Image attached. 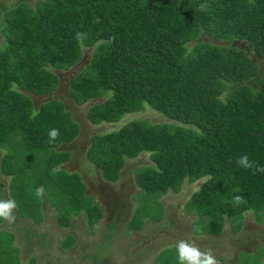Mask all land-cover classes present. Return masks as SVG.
<instances>
[{
    "label": "trees",
    "instance_id": "1",
    "mask_svg": "<svg viewBox=\"0 0 264 264\" xmlns=\"http://www.w3.org/2000/svg\"><path fill=\"white\" fill-rule=\"evenodd\" d=\"M2 35L0 147L7 148L5 160L12 159L2 171L12 177L14 200L21 207L33 204L27 214H38L35 192L44 187L58 203L61 226L78 211L85 210L91 225L103 215L84 194L80 175L57 169L69 154L56 147L77 135L78 123L59 99L35 106L28 95L50 94L59 83L56 71L75 66L89 48L68 87L76 105L100 99L87 109L88 121L115 122L145 105L167 119H133L93 136L87 150L108 181L118 179L128 158L150 155L153 164L134 174L142 194L128 232L141 229L145 218H163L162 195L203 177L185 202L200 220L206 218L203 233L220 235L226 217L239 230L245 211L263 220L264 172L255 169L264 167V77H254L256 63L230 43L244 41L264 59V0L20 1L4 13ZM249 79L259 80L257 88ZM51 129L59 130L52 141ZM28 154H37L36 171L24 162ZM245 154L253 168L237 163ZM17 250L0 230V257ZM160 254L158 264H179L176 248V262L169 249ZM259 257L237 264H263Z\"/></svg>",
    "mask_w": 264,
    "mask_h": 264
},
{
    "label": "rangeland",
    "instance_id": "2",
    "mask_svg": "<svg viewBox=\"0 0 264 264\" xmlns=\"http://www.w3.org/2000/svg\"><path fill=\"white\" fill-rule=\"evenodd\" d=\"M20 1L26 2L29 6H34L37 0H0V7L2 8V10H0V43L3 42L2 26L4 13ZM203 38L206 40H213L206 36ZM230 44L243 49L253 62L256 63L258 69L255 77L259 79L264 77V59L257 57L256 53L243 41H234ZM90 50L91 49L89 48L83 49L82 59L72 68L56 71L60 78V86L54 91L55 93L50 94L48 98L32 96L36 105H39L44 99L49 98H61L64 100L66 107L72 112L73 118L79 122L78 124H80L82 128L81 137L78 141L80 150L77 151L79 153H84L87 146H89L90 149L93 142V140H90L89 142L91 136L92 139L96 134H104L118 129L121 125L133 119L143 118L154 123L167 120L161 115V113L151 109L148 105H145L146 107L143 110L126 113L121 119L115 122L93 124L88 121L86 116L87 109L93 103L100 101V99L88 101L83 105H75L73 100L67 96V90L73 74L81 69L88 60ZM258 81L259 80L252 81V79H249L246 83L257 88ZM73 118L72 120L74 121ZM79 146L77 148H79ZM86 153H88V151L85 152V155L83 154L87 159L85 162L86 165L90 164V166H93L91 161H88ZM5 159L4 163H9L12 160L11 158L7 160ZM150 164L152 165L153 163L150 160V155L148 153H141L134 158H128L124 166L121 168L120 176L116 182H108V180L103 178L102 172L97 170V174H99V177L102 180L100 183V190H97L98 194L97 196L95 195V200L97 203H101L104 212V215L102 216L104 217L100 220V224L98 223L95 228L98 232L102 230L101 238L104 237L105 230L106 232L111 231V239L102 242L99 241L98 243L102 245V247H100V253L102 254L100 255V258H102L103 263L106 261L105 264H154V262L155 264H158V256L156 258L155 256L158 252V254H160L162 251H165V249H169L172 261L176 262L174 255L177 241L180 239L192 240L189 238L192 237V235H203L201 224L204 223L205 219L200 220L194 215V211L188 210L189 206L186 207L185 203L186 201L188 202V197H190L189 195H191L192 191L198 189L200 180L193 183L185 181L179 192L174 193L169 191L162 195L159 200L165 207L163 218L159 221H150L148 218H145L143 222L146 224L141 230L135 232L130 231L128 233V222L134 212L135 206L139 205L141 201V199L139 200V197L142 194L140 192L141 189L136 185L137 183L134 174L140 167ZM112 200L118 202V206H120L121 209L118 211V216L115 217V228L113 226L111 230L109 229V219L111 217L109 209L111 207L114 208V206H111L112 204L109 203V201ZM27 203L30 205L29 202H26L24 205L27 206ZM124 204H127L126 212L124 211ZM82 211L84 213H82ZM82 211H78V216L74 218L78 221V224H75L69 230L70 232H74L76 237L84 242V238H88L90 232L89 226H87L88 224L86 222L87 219L84 218L87 217V215L85 210ZM245 213L247 214H244V222H242L243 227L239 232V235L235 238L233 237L234 234L231 232V229L234 230L233 226L236 224H231L232 220H230V222L226 221L224 233L217 237L218 243L212 247L214 255L217 259L220 258V264H227V260L230 264H236L237 261L238 263H243L246 258L256 260L258 255H262L260 262H264V242L262 241V238H264V217L261 222L257 220L254 212L248 211ZM256 221L257 223L260 222V225H258ZM250 228H252V230H250ZM41 229L42 231H47L49 235V247L45 248L46 251L43 253L38 251V248L33 249V254L38 255L37 264H48V257L50 258V264H64L63 262L67 261L63 260L66 256L69 257L72 264L77 258L79 260L78 264H93V256L89 252L81 258L82 250L79 246H75L68 253L63 252V249L59 246L61 236L56 230V225H43ZM182 230H184L183 233L179 234ZM38 231H40L39 228ZM65 238H67L65 243H73L71 241V235H67ZM194 241L197 242V239H194ZM7 248L10 249V247ZM46 252L48 255H46ZM53 252L56 253L55 256L53 255ZM159 258L162 263L163 254H160ZM8 259H10V262H13H11V264H20L18 252H13V254L8 255L2 254V257H0V263H7Z\"/></svg>",
    "mask_w": 264,
    "mask_h": 264
},
{
    "label": "crops",
    "instance_id": "3",
    "mask_svg": "<svg viewBox=\"0 0 264 264\" xmlns=\"http://www.w3.org/2000/svg\"><path fill=\"white\" fill-rule=\"evenodd\" d=\"M59 80H60V78H59ZM59 86H60V81H59L56 89L53 90L50 94L55 93L54 91H56L59 88ZM50 94L45 95V96H41V97H47L48 98V96ZM28 95L31 96L32 99H33L32 96H35L31 93H28ZM67 96L70 98L68 90H67ZM36 97H39V96H36ZM49 99H54V98H49ZM49 99H44L41 103H43L44 101H47ZM56 99H59L64 104L65 109L70 112V114L73 118L72 112L66 107L64 100L61 98H56ZM33 101H34V99H33ZM34 105L38 106L35 104V102H34ZM74 121L77 122L75 119H74ZM77 123H79V122H77ZM81 130H82V128H81L80 124H78L77 135L72 140L62 142L59 146L56 147L59 151H66L69 154L68 159L65 160L64 162L60 163L58 165L57 169L63 170L67 174H74V173L79 174L80 177L82 178V180L84 181L85 185H86V187L84 189V194H86L88 197H90V199H91L90 204L95 205V206L96 205L101 206V203L99 204L95 200V195L97 196V194H98L97 190H100V187H101L100 183L102 180L99 177V174H97L98 173L97 170L99 171V169L92 162L91 163L93 166H90V164L86 165L85 162L87 159L85 158V156H83V154L85 155V152L87 151L89 146H87L84 153H81V152L79 153L77 151V150H80V146L78 144V141L81 137ZM91 137L89 138V142L91 140ZM78 146H79V148H77ZM6 154H7V148L6 147H0V199H12V200H14L15 195L13 194V192L16 190V188L11 187L12 177L9 174L3 173V171H2V167H4V166L7 167V165L4 163V159H5L4 157H6ZM25 157H27L28 159H26L24 162H27L26 163L27 165L30 164V166L33 168V170L36 171L38 168L37 162H36L37 154H32V155L28 154ZM86 157H87V153H86ZM88 161H90V160L88 159ZM83 166H84V168H83ZM37 173L40 174L39 172H37ZM41 175H42V173H41ZM41 188H43V195L42 196H35V199H34V206H35V208H38V214L33 213L35 215H29L26 213V212H31V213L34 212V209H33L34 207H33L32 203H31L32 205L30 204L28 206H22L21 207L20 203L19 202L17 203L15 201L16 202V209L14 210V214L16 216L15 222L8 223L5 220H1V222H0V230L11 235V238L13 240V246L18 248L17 251H18L20 264H28L32 261H33V264H37L38 255L33 254V249L38 248V251H41L43 253L46 251L45 248L49 247V239H48L49 235H48L47 231H42L41 228L43 227V225H56V230L58 231V233H60V236H61V241H60L59 246H61V249H63V252L68 253L75 246H79V247H81V250H82L81 258L84 257L87 252H89L93 256V260H94L93 264H105L106 261H104V263H103L102 258H100V255H102L100 253V247H102V245L98 244V243H99V241L102 242V241H107L108 239H111V231L106 232V230H105L104 237L101 238L102 230H100V232H98V230L96 231V228H95V227H97L96 225L98 223L100 224V220L104 216L99 218L92 225L89 224L87 217L83 216L84 218L87 219L86 222L88 224L87 226H89L90 236L88 238L85 237L84 242H82V240H80L76 237L74 232H70V230H69L75 224H78V221L74 219L75 217L78 216V214L77 213H71L70 215H68V218H69L68 225L66 227L61 226V224L58 220V206H57L58 203L53 200L52 196L49 195L46 188H44V187H41ZM104 191H105V189H104ZM111 206H113V203ZM31 207H33V208H31ZM105 207H107V206H105ZM101 208H102V206H101ZM82 213H84V212L82 211ZM103 215H104V212H103ZM148 220H150V219H148ZM109 223H110L109 229L112 230L113 226L115 228V218L110 217ZM145 224H144V226H145ZM225 225H226V223H225ZM258 225H260V224H258ZM38 228L41 232L38 231ZM224 228H225V226H224ZM141 229H139V230H141ZM139 230H131V232H135V231H139ZM183 231L184 230L179 232V234L183 233ZM224 231L225 230L223 229L222 233H224ZM240 231L239 230L233 231L231 229V232L233 234H237V235H234L235 237H237L239 235ZM67 235H71V241L73 243H69V244L65 243V241L67 240V238H65V236L67 237ZM192 237H195V238H192ZM192 237H189V238H191L192 240L197 239L196 243L202 249L203 248H209V247L212 248L213 246L217 245L216 243H218L217 242L218 236L209 234L207 232H205V233H203V235H199V236L192 235ZM192 240H189V241H192ZM86 246H87V248H86ZM158 253L156 254L155 258L157 256H159ZM46 255H48L47 252H46ZM53 255L55 256L56 253L53 252ZM63 256H64V253H63ZM78 257H79V255H78ZM64 258L65 259H63V260H67L66 262H63L64 264H72V262L68 256H66ZM236 259H237V254H236ZM218 260H219V264H220V258H218ZM78 262H79V260L77 258V260L75 262H73V264H78ZM237 263H238V261L236 262V264ZM48 264H50V258L49 257H48ZM154 264H155V262H154ZM227 264H230L228 262V260H227Z\"/></svg>",
    "mask_w": 264,
    "mask_h": 264
},
{
    "label": "clouds",
    "instance_id": "4",
    "mask_svg": "<svg viewBox=\"0 0 264 264\" xmlns=\"http://www.w3.org/2000/svg\"><path fill=\"white\" fill-rule=\"evenodd\" d=\"M200 7H201V10L206 9V5H201ZM0 10H2L1 7H0ZM82 37H83L82 33H80V32L76 33V39L77 40H81ZM235 41H241V40H235ZM247 46H248V44H247ZM48 136H49L50 141L55 140L59 136V130L58 129H51L48 133ZM237 163L239 165L243 166L244 168H253V162L249 161L248 156L246 154L239 157L237 159ZM255 172H264V167H256ZM255 172H253V174H255ZM120 173H121V171H120ZM199 180H200V182H199V186H200V184L202 182H204L205 177L200 178ZM199 180H197V181H199ZM116 181H108V182H116ZM191 183H193V182H191ZM35 194H36V196H42L43 195V188H37ZM234 201L237 203H241V202H243V198L240 196H236V197H234ZM114 208H115V210L121 209V207L118 205L115 206ZM15 209H16L15 200L0 199V220H5L8 223L15 222V219H16V216L14 214ZM245 212H248V211H245ZM245 212H244V214H247ZM244 214H243V216L245 217ZM203 219H205V222H206V218L203 217ZM243 220H244V218H243ZM226 221L230 222V220L227 217L225 218V223H226ZM225 223H224V226H225ZM232 223L233 222H231V224ZM259 223L260 222H258V224ZM242 227H243V224H242L241 228L239 229V231L242 229ZM223 229H224V227H223ZM250 230H252V228H250ZM234 235H233V237L235 238ZM217 236H219V235H217ZM262 241L264 242V238H262ZM175 248H176V253H177L179 264H219V260L214 255V251L212 248L209 247V248H203L202 249L194 240L189 241L186 239H180L177 241ZM258 256H260L259 257V260H260L262 255H258ZM262 263H264V262H262Z\"/></svg>",
    "mask_w": 264,
    "mask_h": 264
},
{
    "label": "flooded vegetation",
    "instance_id": "5",
    "mask_svg": "<svg viewBox=\"0 0 264 264\" xmlns=\"http://www.w3.org/2000/svg\"><path fill=\"white\" fill-rule=\"evenodd\" d=\"M109 203H113V206L115 207V206H117L119 203L118 202H116L115 200L113 201H109ZM120 210V209H119ZM119 210H115V208H113V207H111L110 209H109V212H110V216L111 217H113V218H115L114 217V215L116 216V215H118V211ZM126 210H127V204H124V211L126 212ZM181 232V231H180Z\"/></svg>",
    "mask_w": 264,
    "mask_h": 264
}]
</instances>
